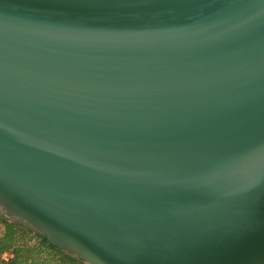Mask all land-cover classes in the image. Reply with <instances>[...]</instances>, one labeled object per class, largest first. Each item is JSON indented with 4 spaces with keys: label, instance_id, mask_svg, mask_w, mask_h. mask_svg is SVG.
Segmentation results:
<instances>
[{
    "label": "water",
    "instance_id": "95a60500",
    "mask_svg": "<svg viewBox=\"0 0 264 264\" xmlns=\"http://www.w3.org/2000/svg\"><path fill=\"white\" fill-rule=\"evenodd\" d=\"M0 213L85 264H264V0H0Z\"/></svg>",
    "mask_w": 264,
    "mask_h": 264
},
{
    "label": "trees",
    "instance_id": "16d2710c",
    "mask_svg": "<svg viewBox=\"0 0 264 264\" xmlns=\"http://www.w3.org/2000/svg\"><path fill=\"white\" fill-rule=\"evenodd\" d=\"M8 254L2 259V254ZM0 264H85L49 243L43 234L0 213Z\"/></svg>",
    "mask_w": 264,
    "mask_h": 264
},
{
    "label": "rangeland",
    "instance_id": "374dc122",
    "mask_svg": "<svg viewBox=\"0 0 264 264\" xmlns=\"http://www.w3.org/2000/svg\"><path fill=\"white\" fill-rule=\"evenodd\" d=\"M8 257H9V256H8V254H6V253H4V254L1 255V258H2V259H7Z\"/></svg>",
    "mask_w": 264,
    "mask_h": 264
}]
</instances>
